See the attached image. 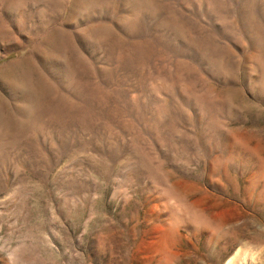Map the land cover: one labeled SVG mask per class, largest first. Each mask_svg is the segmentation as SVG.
<instances>
[{"label": "rangeland", "instance_id": "1", "mask_svg": "<svg viewBox=\"0 0 264 264\" xmlns=\"http://www.w3.org/2000/svg\"><path fill=\"white\" fill-rule=\"evenodd\" d=\"M0 264H264V0H0Z\"/></svg>", "mask_w": 264, "mask_h": 264}, {"label": "bare ground", "instance_id": "2", "mask_svg": "<svg viewBox=\"0 0 264 264\" xmlns=\"http://www.w3.org/2000/svg\"><path fill=\"white\" fill-rule=\"evenodd\" d=\"M55 35H56V33H55ZM56 38V37H55ZM55 40V39H54ZM59 39H58V37H57V41H58ZM55 42V41H54ZM64 42V41H63ZM58 43H61V41L60 42H58ZM56 44H57V42H56ZM54 45V44H53ZM64 46V45H63ZM57 48V47H56Z\"/></svg>", "mask_w": 264, "mask_h": 264}]
</instances>
